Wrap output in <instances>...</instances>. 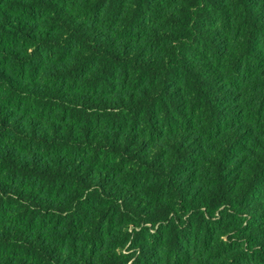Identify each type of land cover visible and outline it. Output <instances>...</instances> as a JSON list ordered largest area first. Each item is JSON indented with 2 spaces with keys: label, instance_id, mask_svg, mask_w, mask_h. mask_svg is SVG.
Listing matches in <instances>:
<instances>
[{
  "label": "trees",
  "instance_id": "trees-1",
  "mask_svg": "<svg viewBox=\"0 0 264 264\" xmlns=\"http://www.w3.org/2000/svg\"><path fill=\"white\" fill-rule=\"evenodd\" d=\"M0 264H264V0H0Z\"/></svg>",
  "mask_w": 264,
  "mask_h": 264
}]
</instances>
